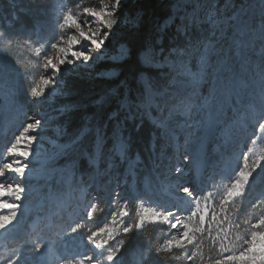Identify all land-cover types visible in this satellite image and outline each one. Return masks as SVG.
Returning a JSON list of instances; mask_svg holds the SVG:
<instances>
[{"label": "rangeland", "instance_id": "obj_1", "mask_svg": "<svg viewBox=\"0 0 264 264\" xmlns=\"http://www.w3.org/2000/svg\"><path fill=\"white\" fill-rule=\"evenodd\" d=\"M217 3L218 0H172L171 9L173 12L166 19L165 23L161 25V32L164 31L166 26L170 25H174V29H177L181 34H185L187 28L189 29L191 27L194 29L196 26L199 32L196 36L188 37L178 50L164 52L162 48L155 45L148 46L143 50L140 53L142 63L147 67L160 70L163 84L161 87H158L154 78L144 73L151 84V94L145 92V100L140 102L136 108L127 97L122 98L119 103L122 114L127 112L130 116V114H132L131 107L134 106L132 109H135L136 118H140L141 116L145 118L149 115V121H151L157 129L151 134L150 152L152 158L150 162V173H147L151 176V180L146 173L143 174L141 158L137 153L131 154V149L128 148V146L124 152L118 150V145L128 140L129 136L121 129L122 118H119L120 115H117L116 112L106 114L101 124L97 127V138L96 144L94 145L95 154L91 155L89 152H86L94 159V163H89L91 164L92 177H89L88 172H84L71 179V176L75 173V169L78 168L76 166L78 164L76 163L75 166H73L72 162H74V160H70L69 162L63 160V154L56 155L54 158L49 159L50 156H53V153L61 151L59 146L65 145V142L61 138L69 123L70 110L67 106L54 105V96L60 93L64 88L61 74L59 76L60 84L57 87L50 85L44 97L34 99L30 95H27L26 87L30 90V87L35 86L39 81V75L43 73L42 57L37 58L28 45L32 47L38 46L36 41L40 40L42 37H52L54 39L57 32L64 31V29L60 28V24L63 22V14L66 11L64 6L67 5L69 9H74L77 15H79V8L75 5L77 3H70V0H44L40 5L42 16H37L33 27L30 28L22 24L15 26V24L9 22L3 24V26L0 24L1 33L14 32L22 34L11 38L0 39V67L7 65L10 70V73L7 75L0 74V124L4 122V125L8 126L3 128L12 139L15 133L20 131V127L18 126L21 122L20 118L24 119L27 116L26 112L29 111L28 113L32 115L33 120L36 121L39 119L41 121V124L37 127L39 130L38 135L40 139L48 145V154L44 156L36 152L39 148L36 146L37 142H34L33 150H35L34 153L37 155H34L31 159L34 160L32 164L38 166L36 168L31 166V168L37 170L36 181L34 183H28L26 198L22 201L23 206L17 212L16 222L18 221L19 224L16 223V227H19V232H17L19 234H15V236L12 237V233L7 231V234L0 236V264H7V259L14 250L31 249L35 243L45 244L46 257L50 254L56 260V264H64L65 259H79L80 254L85 252L91 254L92 249L87 243V235L90 231H94L98 226H102L103 223L107 222L110 219V213L112 211H117L122 208L125 199L130 201L129 208L133 206L131 202L134 201L138 195L144 196L146 201L150 199L153 202L165 206H170L174 202H179V197L183 194L177 193L176 190L173 191L167 186L168 177L166 175L174 174L181 177L187 170L191 171L195 168L198 170L200 164L203 165V172L198 175V178L201 179L200 186L196 184L195 186L198 191L200 189H205V195H207L208 191H211L215 203L219 205L224 191L230 183L227 177L233 175L235 170H238V165L243 164L241 153H248L249 165L256 162L261 156H264V140L258 138V131L257 135L253 136L252 128V125L256 124L261 115L260 107L258 104L249 103L250 99L258 100L261 90L264 89V80L258 75L259 69L254 67V65L259 64L261 68H264V57L257 55V48H250L247 51V55L251 57L252 63L247 66L248 70L246 72L240 67V61H236L234 57L232 61H230V63L233 64V82L240 78L247 80L248 75H253L255 78L258 77V79H260L257 90L252 92L251 86L247 84V88L243 90L244 96L241 105L236 106L235 109H226V114L214 124L211 132L201 129V133L199 134L202 136L203 143L199 144L193 150L197 154L195 155L197 157L195 165H189L182 174L177 173L175 170L176 168L183 169L181 167L183 162H176L174 163V167L170 168L175 158L183 157V155H181L183 151H180L177 146L182 145V147L188 148L186 138L190 136L191 132H195L191 124L198 121L200 117H193L191 113L188 116H176L175 118L177 121L173 122L172 119L171 123H169V121H166L164 118V114L167 111L160 110L161 105L158 94L164 92L171 86L174 77L175 79L181 78L180 74L184 71L182 62L186 61L187 67L195 71L197 59L195 56L190 57L187 54V50H189L190 44L195 45L197 42L211 35V27L207 23H204L208 15L226 17L230 16L234 11L246 12V18L255 26L261 13L264 12V8H261L260 0H225L221 6H218ZM179 10L182 11V18L176 21L174 19V12ZM124 19L128 20L127 17H124ZM197 21H200L202 24H197ZM23 33H27V35H23ZM109 37H111V35ZM82 43H84L85 46L87 45V42ZM121 44L125 43H116V47L113 51H110V49L106 48V45H104L101 50L92 54L91 59L86 65H81L80 63L73 66L65 65L61 69V72L73 71L80 66L93 68L99 61L111 60L107 57L119 54ZM85 51H87V48H85ZM48 54L52 55L53 51L49 50ZM174 54L178 55L180 58L172 57ZM11 60L16 62L17 68L13 67V62ZM118 72L116 68H112L106 72V75L113 77L116 76ZM206 90V87L202 89V91L205 92ZM203 115V118H205L206 114ZM84 117L88 118V113H85ZM224 118H226L225 121ZM185 121H187V125H185ZM194 128L197 130L196 127ZM107 130H109V132L105 135L104 132ZM237 130H241L239 138L243 141L241 149L238 151L235 150L232 153L233 149H235L232 145L237 143H235L236 140L232 142L231 138L233 137V132ZM104 136H107L108 139H112V144L108 147L112 155L108 156L104 153L106 149ZM244 150L246 151L244 152ZM65 152L66 148L63 149L64 154ZM190 153H192L191 150ZM97 161L100 162V169L98 167V171L96 170ZM101 162L103 163L104 171H102ZM125 162L127 163V168L123 171L122 165ZM105 172H107V177L105 176ZM195 175L196 174L192 172L194 178ZM33 179L34 177L32 180ZM253 182L254 185L252 184ZM56 183L60 185L62 183L65 189L64 196L67 197L70 190L72 193H76V196L80 200L83 199V193L86 189V191L90 193L89 205L99 201V195L97 194L104 192L106 200L111 201V207L108 208L109 213L102 220L95 219V216H93V220L85 224L83 217L86 211L83 214L81 213L82 217L79 216L80 212L77 209L78 207L74 204V207H72L70 201H68L70 213H68V211L59 212L61 209H66V207H62V202L61 209H57L56 206L49 207L50 214L56 213L54 220L49 219V214L46 215V220L33 228V230L36 231V235L32 238L33 234L30 236L28 232L24 231L26 216L30 209L32 210L41 204L43 198L49 199L50 203L56 201V198L59 196H54L52 193L50 196V192H52ZM70 183L72 184L71 187L69 186ZM179 185H186V183H181ZM254 189L257 190L255 191ZM94 197L96 201L93 200ZM246 198L249 199L243 202ZM250 198L253 200L251 201ZM262 198H264V169L257 168V173L254 174L250 181L249 190L245 197L232 204L228 215L236 219L237 223L242 224L244 220H252L255 222V218L264 214V199ZM34 200H37L36 203L30 205ZM8 201L14 202L10 197H8ZM156 203L153 204L156 205ZM208 203L211 206L213 200L210 199ZM203 204L204 201L202 200L201 207H203ZM240 204L244 207V210L238 218L236 214L237 211H240L238 208ZM253 204H256L255 208L252 206ZM77 205L80 206L79 203ZM89 205L85 207L83 205L81 208L86 209ZM136 206H140L138 201ZM216 211L218 212V219L225 215L218 207ZM10 214V212L8 214L0 213V215ZM131 220L134 222V214H130V216L126 218L127 223ZM76 223L82 225L81 233L77 234L76 239L68 240L67 235L70 232V227L75 226ZM49 225H51L50 229L52 231L50 233L46 228ZM159 226L162 227L164 231L163 237L159 242V244L162 245L165 240L170 237V234L166 225L161 224ZM212 227L215 229L216 224L213 223ZM221 227L229 233V239L234 242L238 235H243V228L238 232L237 229L227 221H225ZM17 229L11 230L15 231ZM215 234L214 231L213 235ZM221 235H223V233H221ZM2 238L8 239V244L3 246L4 241H2ZM29 238L32 239L29 241ZM9 239L12 243H9ZM27 241L29 243H26ZM208 241L210 240L208 239ZM110 243L112 247L120 248L117 238ZM226 246L232 247V245L227 244V241ZM214 249H216V253L219 252L218 247ZM238 250L239 244L236 243L234 251L238 252ZM177 251L182 253L181 261L185 264L183 251ZM192 251H195V248H193ZM144 258L145 257H142L141 259L140 255L135 256L130 264H144ZM101 259L103 261V258ZM103 264H106V261H103ZM116 264H123L121 259L117 256ZM187 264H192V262H187ZM195 264L201 263H197L195 259Z\"/></svg>", "mask_w": 264, "mask_h": 264}, {"label": "snow or ice", "instance_id": "obj_2", "mask_svg": "<svg viewBox=\"0 0 264 264\" xmlns=\"http://www.w3.org/2000/svg\"><path fill=\"white\" fill-rule=\"evenodd\" d=\"M70 3L71 0H70ZM123 0H100V4L91 6H80L79 15L74 9H69L65 5L66 11L62 17L60 28L62 32H57L55 38L42 37L36 41L38 46L32 47L37 58L42 57L43 73L39 75V81L35 86L27 89V95L34 99L45 96L46 90L51 85L57 87L60 84L59 76L61 69L67 66H73L77 63L86 65L91 59L92 54L101 50L113 28L120 20L119 12ZM261 8H264V0H260ZM246 12L234 11L230 16L217 17L208 15L204 20L211 27V35L195 45L189 46L187 54L195 56L197 64L195 71L187 67V62H182L184 71L180 74L181 78L174 79L169 88L159 93L161 111L169 113V123L176 116H188L191 113L206 114L205 118L195 121L192 127L204 129L208 132L213 130V126L220 118L226 114V109H235L241 105L244 96V89L247 88V80L240 78L233 82V64L230 63L233 57L240 61V67L247 71V66L252 63V59L247 55L250 48H257V55L264 57V12L255 23V26L246 18ZM91 18V19H88ZM132 24L138 22V18L132 21H126ZM95 26V28H94ZM21 33L4 32L0 33V39L11 38ZM27 35V33H23ZM82 42H87V51L81 47ZM258 46V47H257ZM53 54L49 55L48 51ZM129 53L128 45L121 44L119 54L108 56L113 61L124 60ZM12 61V60H11ZM13 67H16V62ZM259 69L258 75L264 80V68L259 64L254 65ZM145 69L140 71L136 77V83L143 86L144 91L151 94V84L144 75ZM10 73L7 65L0 67V74ZM206 87V92L202 91ZM250 104H258L261 115L256 124L252 125L253 136L259 132V139L264 140V89L259 94V99H250ZM187 125V121L184 122ZM41 121L37 119L35 124H27L23 130L16 136L15 141L10 147L6 148L8 155L7 161H0V177L8 174H14L17 177L15 184L4 185L0 183V211H8L10 215H0V230H7L17 219V212L22 208V201L26 198L28 191L27 181L28 173L31 171V158L37 155L33 151V144L38 140V136L29 133L34 131ZM251 139V138H249ZM79 137L72 140V144H77ZM197 142L203 143L199 136L193 140L186 141L195 145ZM23 143V147H21ZM99 143V139H98ZM130 140H125L118 145V150L124 152ZM61 151L53 153L49 159L56 155H62L63 149L67 145L59 146ZM243 164L238 165V170L227 179L230 181L226 187L223 197L217 205L211 191L205 195V189L198 191L197 187L189 183L179 185L177 193L183 195L179 197V202H174L170 206L158 204L144 196L138 195L132 201V207L129 208L130 201L125 199L123 207L110 213V219L98 226L94 231L87 235V243L92 249L91 254L87 252L80 254L79 259H65L64 264H116V254L119 248L111 246V241L118 236L129 238V242L134 240L137 235L148 230V227L167 226L170 237L155 251L148 248V264L154 258L156 264H167L165 257H173L179 260L175 255L176 250L184 253V262H192L200 258L201 264H264V214L252 220H244L243 223H237L236 219L228 215L232 204L242 200L249 190L257 168L264 169V156L258 158L256 162L249 165L248 153H241ZM185 160L190 159L188 154L184 156ZM89 163H94V159L86 153L79 159L81 169L86 168ZM75 166L76 161L72 162ZM177 173H183V170L176 168ZM7 197H13L15 202H9ZM212 199L210 206L208 201ZM264 199V198H262ZM96 201V198H93ZM204 201L201 207V201ZM139 203V207L136 203ZM156 203L154 207H144L145 203ZM254 208L256 204L252 205ZM219 208L225 215L218 219ZM98 211V201L89 205L83 217L85 224L93 220L94 214ZM103 211V209H100ZM134 214L133 223H127L126 218ZM227 221L239 232L244 229L243 235H238L235 242L229 239V233L221 227ZM216 224V228L212 224ZM82 225L76 223L70 227L67 235L68 240L77 238L81 233ZM215 231V235L213 232ZM223 233V235H221ZM209 239L213 247H218L219 252L216 257H209L203 260L202 242ZM227 244L232 247L226 246ZM236 243L239 244V250L234 251ZM121 246L124 245V239L119 240ZM195 248L196 251H192ZM105 253H107L105 255ZM162 254V255H161ZM103 258V261L102 259ZM7 264H47L46 245L35 243L31 249H16L7 259Z\"/></svg>", "mask_w": 264, "mask_h": 264}, {"label": "trees", "instance_id": "obj_3", "mask_svg": "<svg viewBox=\"0 0 264 264\" xmlns=\"http://www.w3.org/2000/svg\"><path fill=\"white\" fill-rule=\"evenodd\" d=\"M225 0H218V6ZM44 0H0V24L9 22L18 26L20 24L27 28L33 27L37 16H42L40 5ZM80 6L95 7L100 4V0H71ZM46 3V2H45ZM172 0H123L120 9V20L113 28L111 37L105 43V47L113 51L116 43L124 42L128 45V56L122 61L102 60L91 67L80 66L73 71H62L61 79L63 80V90L56 94L54 105L67 106L70 110V119L67 128L62 136L64 144L68 147L63 160L67 162L76 161L78 165V173H91V164L86 168L81 169L79 166V159L89 152L91 155L95 154L96 144V130L101 124L104 116L111 112L119 114L121 119V129L128 134L130 144L128 148L131 149V154H138L141 158V164L144 173H150V162L152 154L150 152L151 134L157 130L154 124L149 121L150 117L136 118L135 108L140 102L146 98L145 91L142 85L136 83V77L140 71L145 69L148 76L153 77L157 86L161 87L163 84L162 73L160 70L147 67L140 59V53L148 46L155 45L162 48L164 52L170 50H178L183 42L188 37L196 36L199 32L197 26L185 30V34H181L174 25L166 26L161 32L160 28L166 19L172 14ZM182 11H175L174 19L179 21L182 18ZM127 17L128 20H125ZM138 18L136 24L126 21H132ZM200 21H197V24ZM202 24V23H200ZM1 33V29H0ZM174 58H180L178 55H173ZM112 68H116L119 72L116 76L110 77L106 72ZM127 97L134 104L131 107L132 114L130 116L127 112L122 114L120 101ZM88 113L89 117L85 118L84 114ZM122 114V115H121ZM123 116V117H122ZM105 131L104 134L108 133ZM79 137L77 144L73 145L72 140ZM105 154L112 155L109 151V146L112 144V139L104 136ZM64 146V145H62ZM102 171L103 163L101 162ZM127 163H123V171L126 170ZM148 175V174H147ZM107 177V172H105ZM151 180V176L148 175ZM254 185V182L252 183ZM59 188V185L56 184ZM255 191L257 189H254ZM98 201V211L95 213V219H104L109 213L108 208L111 207V201L106 200L105 193L100 194ZM246 198L243 200H248ZM252 201L253 199L250 198ZM110 203V204H109ZM236 217H240L244 210L241 204L238 207ZM103 209V211H100ZM133 223V221H128ZM163 228L160 226H149L148 230L136 236L134 240L129 242V238L118 236L117 240L124 239V245H120V251L117 252V257L124 263H130L131 260L140 255L144 258V264H148V248L153 251L159 248L160 239L163 237ZM215 248V247H214ZM210 244L208 239L202 242L203 260L209 257H216V249ZM196 251V249H195ZM162 255V254H161ZM180 259L176 260L173 257H165L167 264H184L182 263V253L175 252ZM197 263H201L200 258H196ZM151 264H156L153 258Z\"/></svg>", "mask_w": 264, "mask_h": 264}, {"label": "bare ground", "instance_id": "obj_4", "mask_svg": "<svg viewBox=\"0 0 264 264\" xmlns=\"http://www.w3.org/2000/svg\"><path fill=\"white\" fill-rule=\"evenodd\" d=\"M81 47L83 48V50H85V48H87L84 43H82ZM173 79H175V77ZM247 80H248V83L247 84H249V86H251V91L252 92H255L257 90V85L260 83L259 82L260 79H258V77L255 78L253 75H248ZM28 112L29 111L26 112V115L27 116L24 119H21L20 118L21 122L18 124V126L20 127V131L19 132H16L15 135H14V137H12V139L10 138L11 136L7 135V133L5 132V129L3 128V127L6 128L8 126L7 125H4V122H2L0 124V135H2V136H0V145H1V149H0V161H7L8 155H7V152H6V148L11 146V143L15 141L16 136L19 135L20 132L23 130V127L27 126V124H30V123L31 124H35V120H33L32 115L29 114ZM164 115H165L164 116L165 120L166 121H169V113L166 112ZM192 115H193V117L194 116H199L200 117V118H198L199 120L200 119H203V117H204V115L202 113L201 114L192 113ZM225 119L226 118H224V121H225ZM22 120H23V122H22ZM176 121L177 120L174 117L173 118V122H176ZM191 125H193V123ZM11 127H13V126H11ZM193 129L195 130V132H191L190 133V136L186 138L187 141L193 140L195 136H199V137L202 138V136H200V134H199V133H201L200 132L201 129H197L196 130L194 127H193ZM29 134L30 135L35 134V135L38 136V140L35 141V142H37L36 146L39 148V150L36 151V152L39 153V154H41V155H44V156L47 155L48 154V145L45 142H43V140L40 139V137L38 135L39 134V130L36 128L34 131L30 132ZM240 134H241V130H237V131H234L233 132V137L231 138V141L232 142H235V140H236L235 143H237V144L232 145L233 147H235V149H233L232 153L235 150L238 151V150L241 149V145H242V141L243 140L241 138H239ZM181 144H182V142H181ZM199 144H200L199 142H197L195 145H193L191 143H188V145H187L188 148L187 147H182V145L181 146H177V148L180 151H183V153L181 154V155H183V157L181 156L179 158H175L173 160V165H171L170 168H173L174 165H175L174 163H176V162H183V165H181V167L183 168L182 170L185 172L186 171V168H188L189 165H195L196 164V160H197V157L195 155H197V154L193 150ZM23 146L24 145L22 144L21 147H23ZM190 150L192 151V153H190ZM33 151L35 152V150H33ZM245 151L246 150H244V152ZM185 154H188L189 157H190V159L185 160L184 159ZM32 163H34V160L31 159V164ZM36 171L37 170L35 169V172ZM188 172H190V173H188ZM192 172H194V171L193 170H191V171L190 170H187V172H185L181 177H178L177 175H174V174L166 175L168 177V179L166 178L167 179V186L169 188H171V190H173V191L176 190L177 187H178L177 185H179L181 183H186V185L189 184V183H191V184H193L195 186V184H197V181L192 176ZM32 178L33 177H31L29 180H32ZM16 182H17V178L15 177L14 174H8L5 177H0V183H2L4 185H7V184H15ZM197 186H200V183L197 184ZM89 195H90V193L87 192L86 189H85V192L83 193V199H84L83 200V205H85V206L89 205V200H90V196ZM7 199H8V197H7ZM10 199L12 201L14 200L13 197H10ZM14 202H15V200H14ZM154 206H156V205L153 204V203H148V202H146L145 205H144V207H154ZM0 213H6V214H8L9 212L8 211H0ZM16 223H18V221L17 222L16 221H13V224L11 226H9L7 228V230H0V236L6 234L9 229H17L18 228L17 230L14 231V233L19 232V227H16ZM18 224H17V226H18Z\"/></svg>", "mask_w": 264, "mask_h": 264}]
</instances>
